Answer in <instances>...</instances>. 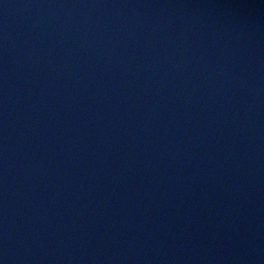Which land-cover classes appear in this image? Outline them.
I'll use <instances>...</instances> for the list:
<instances>
[{
  "label": "water",
  "instance_id": "1",
  "mask_svg": "<svg viewBox=\"0 0 264 264\" xmlns=\"http://www.w3.org/2000/svg\"><path fill=\"white\" fill-rule=\"evenodd\" d=\"M0 264H264V0H0Z\"/></svg>",
  "mask_w": 264,
  "mask_h": 264
}]
</instances>
